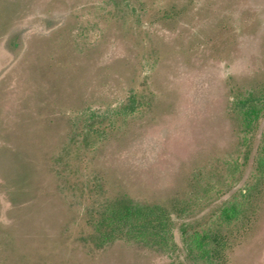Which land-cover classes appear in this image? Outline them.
Wrapping results in <instances>:
<instances>
[{
    "label": "rangeland",
    "instance_id": "1",
    "mask_svg": "<svg viewBox=\"0 0 264 264\" xmlns=\"http://www.w3.org/2000/svg\"><path fill=\"white\" fill-rule=\"evenodd\" d=\"M203 234L264 264V0H0V264H202Z\"/></svg>",
    "mask_w": 264,
    "mask_h": 264
},
{
    "label": "trees",
    "instance_id": "2",
    "mask_svg": "<svg viewBox=\"0 0 264 264\" xmlns=\"http://www.w3.org/2000/svg\"><path fill=\"white\" fill-rule=\"evenodd\" d=\"M120 208H115L116 213L110 214L113 217L122 219ZM126 218L128 220H136L140 215H144V222L150 226L156 227L158 230H169L170 215L167 208L164 207H139L127 206ZM125 210V208H124ZM234 222L235 219H231ZM239 219H237V222ZM147 225V226H148ZM228 236V235H227ZM230 237V236H228ZM226 236H218L211 234H203L200 238L192 236L190 243L192 249L200 257L202 264H226V250L230 249V240Z\"/></svg>",
    "mask_w": 264,
    "mask_h": 264
}]
</instances>
